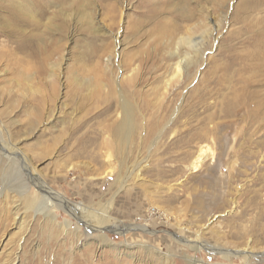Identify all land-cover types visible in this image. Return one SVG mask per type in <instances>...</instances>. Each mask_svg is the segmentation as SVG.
I'll return each mask as SVG.
<instances>
[{
  "label": "rangeland",
  "instance_id": "rangeland-1",
  "mask_svg": "<svg viewBox=\"0 0 264 264\" xmlns=\"http://www.w3.org/2000/svg\"><path fill=\"white\" fill-rule=\"evenodd\" d=\"M13 1L15 18L0 0V264H246L223 253L245 250L264 264V59H249L264 0ZM32 177L84 219L146 229L94 231Z\"/></svg>",
  "mask_w": 264,
  "mask_h": 264
},
{
  "label": "bare ground",
  "instance_id": "bare-ground-1",
  "mask_svg": "<svg viewBox=\"0 0 264 264\" xmlns=\"http://www.w3.org/2000/svg\"><path fill=\"white\" fill-rule=\"evenodd\" d=\"M7 3H9L8 4V8H9V12L12 15V17L15 18L17 13H23V11H21L22 8L20 6H18L13 0H9V2H7ZM18 10L21 11V12H19ZM3 18H4V20H5V18L8 20L7 17H3ZM0 20H1V18H0ZM183 40H184V38H183ZM183 40H181L182 43L184 42ZM263 41H262V39H253V44L256 47H259L260 48L259 50H261V49L264 48V45H262ZM185 43L190 46L191 44H193V39L192 38H186L185 39ZM185 43H184V45H185ZM261 47H263V48H261ZM262 54H264V51L263 52H257L255 55L251 54L249 59L251 60L252 57L257 59L256 57H259V60L261 59L260 61H262V59H264V56H262ZM241 62H243V60H241ZM262 62H264V61H262ZM245 64L248 65L247 61L245 62ZM187 67H188V65H186V63H184L181 60V61L176 63V66H175V69H174V73L176 75H178V74L181 73L182 69L186 71ZM240 71H242V68H240ZM122 109L124 110L123 111L124 112L123 120L121 121V124L117 126L118 127L117 131L119 133H121V134L129 136L130 131H131V119H132V115L133 114H132L131 108L127 104L122 105ZM204 153H205V151L204 152L203 151L200 152L199 155L194 160L193 168L195 169V171H197V169L202 165L203 160H204L203 159V154ZM32 180L36 184L35 186L39 187L40 190H42L43 192H45L48 195H50L52 197V199L58 203L60 208H64L68 212L73 213L75 218L81 220L80 222H83L85 225H89L91 228H94L95 229L94 231H98V232H100V231H105V232L108 231V232H115V233H121L123 231L122 233L124 234L125 231L128 232L131 229H134V230H139L138 228L143 229V230L146 229L145 226H139L138 225V227H136L137 225H135V224L129 225L127 227L123 223L117 222V220H115L110 214H108V212L103 213V214H99V213H97V214L93 213L92 214L91 213L92 215L90 217H87L91 221H88L87 218L85 217V219H84L81 214H80L81 217L77 215L78 214L77 212H79V211L81 212L82 211V206L81 205L72 206L71 203L67 199H65L62 195H60L59 193H57L54 190H52L42 180H40V179H38V180L36 179L35 180L34 177H32ZM50 199L48 200V203H47V208H48V210H50V211H48V214H51V212L53 210L51 207L55 206V204L52 203V201H50ZM262 215H264V214H262ZM262 217L264 218V216H262ZM83 219L87 220V221H84ZM113 221H114V223H113ZM101 238L103 239V241H106L105 236L101 237ZM180 240L183 241L185 244H189V242H190L188 239H180ZM202 246L203 245L201 244V245H198V247H195V248H196V250H199V249H202ZM203 247H204V249L206 248L205 246H203ZM214 250H216V249H214ZM223 253H224V255H225V257L227 259H229L231 255H241L242 254L241 256L244 257V260L246 261V264H248L249 263L248 261L251 259L249 257H253L254 256V255L251 254V252H246V250H245V252L243 251V252H240V253H233V252H223ZM256 255H257V257L264 258V253L256 254Z\"/></svg>",
  "mask_w": 264,
  "mask_h": 264
}]
</instances>
